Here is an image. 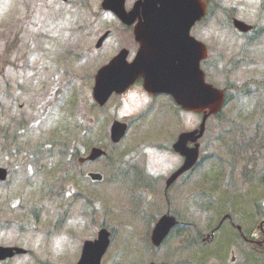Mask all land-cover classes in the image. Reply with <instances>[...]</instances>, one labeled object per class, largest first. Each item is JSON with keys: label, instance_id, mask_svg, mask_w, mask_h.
Listing matches in <instances>:
<instances>
[{"label": "rangeland", "instance_id": "rangeland-1", "mask_svg": "<svg viewBox=\"0 0 264 264\" xmlns=\"http://www.w3.org/2000/svg\"><path fill=\"white\" fill-rule=\"evenodd\" d=\"M102 1L0 0V166L9 169L8 180L0 182V245L29 251L0 264H76L84 242L101 227L113 230L102 264H206L209 253L202 247L183 252L177 241L161 249L150 244L145 226L168 205L163 183L156 186L160 194L141 183L151 180L143 172L148 165L159 163L150 151L168 150L201 118L164 112L166 124L156 117L144 125L136 105L115 99L99 109L93 103L92 76L105 59H92L88 51L118 26L103 14ZM216 2L218 9L192 34L208 46V80L231 99L222 117L210 121L201 149L208 163L188 184L186 178L175 184L171 208L205 231L228 210L256 229L264 216V32L251 43L255 34L244 37L229 21L237 17L264 31V14L261 0ZM116 119L132 124L119 145L110 140ZM93 147L105 149L111 162L80 164L76 150ZM248 156L257 159L252 180L239 186L238 200L229 205L234 190L223 188L221 176L243 172ZM88 171L101 172L104 180L91 182ZM255 257L264 264V255Z\"/></svg>", "mask_w": 264, "mask_h": 264}, {"label": "water", "instance_id": "water-1", "mask_svg": "<svg viewBox=\"0 0 264 264\" xmlns=\"http://www.w3.org/2000/svg\"><path fill=\"white\" fill-rule=\"evenodd\" d=\"M202 3V0H161L160 9H157L149 17L148 22L150 25H147V27L148 30H151V33L148 34V38L152 39L155 47L169 51L168 54L176 50L177 57L182 64L181 68H177V72L172 73L171 76H165L162 62L166 64L168 59H161V57H158L160 60H156V58L141 60L140 56H138L137 60L129 66H125L118 60L101 71L99 80L102 81L112 75H120L114 76L108 84H101L102 89H106H96L97 100L104 104L115 90L117 92L124 91L139 72L143 73L152 69L155 74L145 75L148 81V88L151 90H158L159 88L162 92L172 94L176 101L187 110L196 112L209 111V114L204 117L200 130L181 134L178 141L174 144L175 151L184 156L185 161L183 166L171 176L168 184L174 182L179 175L196 164L199 156V144H196L194 148H189L187 144L190 141L196 142L203 136L205 120L209 115L220 112L224 104V92L205 82V75L200 68L202 57L198 54L202 44L189 35L193 24L200 20L204 14L205 7ZM105 8L113 10L123 22L128 24L133 22L132 14H127L124 10V0H106ZM235 26L242 32H247L251 29L249 25L239 20H235ZM137 30V32L140 30L139 38H141L143 27H137ZM175 56V54L174 56L171 55L173 58ZM139 61L145 63L143 71H139ZM132 73L134 75L131 77ZM125 131V124L115 123L112 128L113 141L119 142ZM102 154V150L94 149L91 158L100 157ZM4 174V170H0L2 178H4ZM98 178L100 179L101 177L99 175L94 176V179ZM174 225L175 219L173 217L166 216L163 218L154 230L153 242L157 245L160 244ZM109 236L110 234L103 229L100 231L97 240L87 241L78 264H101L102 257L110 243ZM24 252L20 248L0 247V260L12 257L15 253Z\"/></svg>", "mask_w": 264, "mask_h": 264}, {"label": "flooded vegetation", "instance_id": "flooded-vegetation-1", "mask_svg": "<svg viewBox=\"0 0 264 264\" xmlns=\"http://www.w3.org/2000/svg\"><path fill=\"white\" fill-rule=\"evenodd\" d=\"M156 1L157 0H150V3L147 5L145 0H126V10L133 13L132 17L135 20L134 23L131 25L124 24L119 20L118 17L114 15L116 21L118 22V27L115 29L112 28V30L113 32L114 30L118 32V37L120 39H117V41L113 44L107 45V40H109L108 38L104 44L101 45V47H96L92 50L93 54L97 55V53H101L104 49L103 57H106V61H110L121 51L125 50L127 51V61L132 62L140 51H149V49H146L144 46H142V42L149 40L147 28L144 26L148 25L146 22V10L147 8H152ZM198 24L200 25V23ZM138 25L143 26L142 37L140 39H137L135 36L136 26ZM115 98L119 99L124 106L136 105L145 111V115L150 113L148 115L149 118H154L155 116L159 117L157 122H164V118L162 116L167 115H162L164 112L173 113L174 109H176V111L181 109L180 112L183 113V109L177 105L173 97L170 95L154 94L152 92H148L144 87L143 78H139L135 84L131 86L125 93L121 94L120 96H115ZM186 114L188 116H192L191 112H186ZM175 159V157H172L171 161L174 162ZM171 168V166L165 169L162 166L150 168L148 165V173L143 171L148 175V177H151L149 182L152 184L149 185L148 188L153 187L158 194H160V185L157 188L156 186L158 183H163V194L168 205L167 212L173 214L179 221L175 228H173L170 232L168 238L165 239L163 244H161L158 249L165 247L169 241H180L179 244L185 242L186 247L189 248H192L194 245H196L197 247L207 249L209 251L208 261L210 264H256L259 262L260 259L255 257V254L264 255V221H262L259 230L253 229L254 227H252L250 224L247 228H244L245 225L243 226L241 218L234 214L235 210H228V213H224L222 215L221 219L218 221V224L213 229H211L210 232L209 230H196L195 232L193 222L191 221L192 219L189 220L187 216L184 217L183 215L172 211L171 208L175 200L174 192L172 191V189L175 187V184L185 178L188 179L186 181V184H188L191 181L194 170L192 169L182 174L177 182L168 185V177L170 175V171L168 172V170ZM175 170H177V168ZM143 172H141V174H143ZM166 173L168 174L166 175ZM221 178L223 181L219 183H222L223 188L234 190L232 194V201L228 203L229 205H234L235 201L238 200L236 197V191L239 186H243V183L248 184V180L252 179L251 177L248 178L247 174H242L240 171L239 173L236 171L230 172L229 175L223 174ZM241 180L244 181L241 182ZM142 198L144 197L142 196ZM249 202L252 204L250 200ZM161 216L162 214L158 216V219H160ZM156 220L157 219L154 218V221Z\"/></svg>", "mask_w": 264, "mask_h": 264}, {"label": "trees", "instance_id": "trees-1", "mask_svg": "<svg viewBox=\"0 0 264 264\" xmlns=\"http://www.w3.org/2000/svg\"><path fill=\"white\" fill-rule=\"evenodd\" d=\"M262 9H264V0H263V3H262ZM219 117H221V115ZM256 205H258V204H256Z\"/></svg>", "mask_w": 264, "mask_h": 264}]
</instances>
